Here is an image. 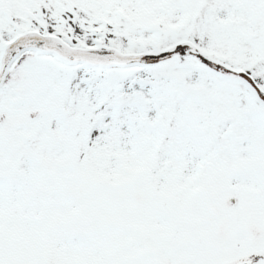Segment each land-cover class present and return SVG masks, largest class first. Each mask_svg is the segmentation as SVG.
<instances>
[{
  "label": "snow or ice",
  "instance_id": "1",
  "mask_svg": "<svg viewBox=\"0 0 264 264\" xmlns=\"http://www.w3.org/2000/svg\"><path fill=\"white\" fill-rule=\"evenodd\" d=\"M0 264H264V0H0Z\"/></svg>",
  "mask_w": 264,
  "mask_h": 264
}]
</instances>
